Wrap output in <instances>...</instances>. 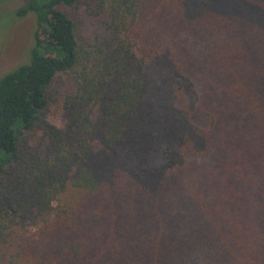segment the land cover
Masks as SVG:
<instances>
[{"label": "trees", "instance_id": "16d2710c", "mask_svg": "<svg viewBox=\"0 0 264 264\" xmlns=\"http://www.w3.org/2000/svg\"><path fill=\"white\" fill-rule=\"evenodd\" d=\"M29 14L0 78V264H264V0Z\"/></svg>", "mask_w": 264, "mask_h": 264}, {"label": "rangeland", "instance_id": "374dc122", "mask_svg": "<svg viewBox=\"0 0 264 264\" xmlns=\"http://www.w3.org/2000/svg\"><path fill=\"white\" fill-rule=\"evenodd\" d=\"M23 2L24 0H0V78L29 62L30 49L34 44L33 35L37 28L36 18L29 14L16 21L10 15ZM57 111L58 108L53 112V120L56 114L59 116ZM57 122L59 123V117Z\"/></svg>", "mask_w": 264, "mask_h": 264}]
</instances>
